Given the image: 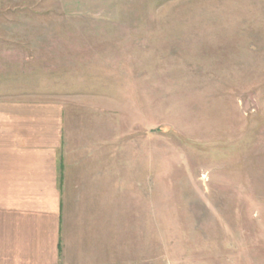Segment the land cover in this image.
<instances>
[{"label": "rangeland", "instance_id": "rangeland-1", "mask_svg": "<svg viewBox=\"0 0 264 264\" xmlns=\"http://www.w3.org/2000/svg\"><path fill=\"white\" fill-rule=\"evenodd\" d=\"M17 92L68 95L65 155L110 161L112 194L65 198L97 203L114 257L264 264V0H121L114 20L0 0Z\"/></svg>", "mask_w": 264, "mask_h": 264}, {"label": "crops", "instance_id": "crops-1", "mask_svg": "<svg viewBox=\"0 0 264 264\" xmlns=\"http://www.w3.org/2000/svg\"><path fill=\"white\" fill-rule=\"evenodd\" d=\"M56 2L65 16L95 20L116 19L121 5V0ZM67 97L26 92L0 97V264H153L114 257L110 240L106 244L101 235L97 244V203L70 208L65 194H112L117 187L104 152L84 145L76 156L70 149L65 155L63 145L71 139Z\"/></svg>", "mask_w": 264, "mask_h": 264}]
</instances>
